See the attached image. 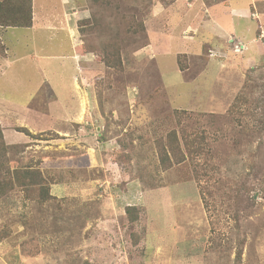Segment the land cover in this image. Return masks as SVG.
I'll return each mask as SVG.
<instances>
[{
    "label": "rangeland",
    "instance_id": "obj_1",
    "mask_svg": "<svg viewBox=\"0 0 264 264\" xmlns=\"http://www.w3.org/2000/svg\"><path fill=\"white\" fill-rule=\"evenodd\" d=\"M32 1L0 27V264H264V0L236 27L229 0Z\"/></svg>",
    "mask_w": 264,
    "mask_h": 264
},
{
    "label": "trees",
    "instance_id": "obj_2",
    "mask_svg": "<svg viewBox=\"0 0 264 264\" xmlns=\"http://www.w3.org/2000/svg\"><path fill=\"white\" fill-rule=\"evenodd\" d=\"M32 0H0V27L2 28H27L31 27L33 22H32ZM119 37V34L117 30L113 34L115 37ZM178 35V33L174 34ZM1 39V36H0ZM3 44V42H2ZM3 51V55L7 54V49L5 51V47L3 45L1 46ZM103 59L107 67H111L114 69H122L123 61L121 58L120 54V47L118 44L114 45H109V44H104L103 45ZM179 67L182 70H185V64L181 61H179ZM174 75V74H173ZM172 75V76H173ZM161 78L164 75H160ZM242 95L236 94V98L234 99L233 103L231 104L230 107L232 112H238L239 115H242V113L235 108V106L240 105L239 103L245 102L247 98L241 97ZM257 102V101H256ZM241 103V104H242ZM259 103V102H257ZM177 112V110H176ZM27 131V130H25ZM250 133V132H249ZM100 136L101 133H99ZM185 135V134H184ZM168 137V143H163L162 141L160 142V158H161V163L165 165L166 168L173 167L175 164H180L185 160V157L182 153L181 150V145L179 143V140L177 138L176 131H172L169 133ZM102 138V137H101ZM204 140V139H202ZM185 141V147L190 149L191 153H196L199 154L200 151L202 150L201 148V143L198 140H191V139H184ZM0 148H2L4 151L7 149L4 143L0 142ZM183 155V156H182ZM20 170L16 173L18 174ZM125 174L127 173L124 170ZM39 171L35 169H30V168H22L21 170V175H20V180H19V185L22 187L25 186H30V185H36L40 183V180L37 179ZM201 176L197 175L198 181L200 180ZM125 179V177H124ZM123 179V180H124ZM119 181H122L121 179ZM119 187L122 186V183H116ZM41 185V184H40ZM42 186V185H41ZM41 191H39V195L42 197V201L45 199H49V192L46 190L44 186H42ZM4 191V183H0V195L3 194ZM43 191V192H42ZM39 202L40 199L38 198ZM127 218L130 222L135 223V221H139L140 218V207L137 206L136 204H131V205H126L125 208ZM238 218V217H236ZM242 252H239V259L241 260Z\"/></svg>",
    "mask_w": 264,
    "mask_h": 264
},
{
    "label": "crops",
    "instance_id": "obj_3",
    "mask_svg": "<svg viewBox=\"0 0 264 264\" xmlns=\"http://www.w3.org/2000/svg\"><path fill=\"white\" fill-rule=\"evenodd\" d=\"M235 1L236 0H234V2ZM240 3L241 2H238V1L236 3H233L232 0H229V3H228V1H227V4H225V2H224V5H223L226 8L225 9L226 10V13L229 14L230 15V18H231L230 20L227 19V18H225L226 19V22L231 21L233 23V27L239 26L238 24L242 20H244V21H246V20L255 21V19H253V14L254 13H252L251 11H248L249 10L248 7L245 8ZM213 4H217V3H213ZM249 6H250V4H249ZM163 7L164 6L161 4V2H159V4H156V6H155L156 9L158 8L160 10H162ZM160 10H157V11H160ZM215 13H217V12H215ZM179 16H181V15H179ZM221 18H224V17L221 16ZM65 20H66V16H65ZM236 20H238V23H235ZM178 34H180V33H178ZM175 37H178V35H175ZM248 42H251V41H248ZM172 77H174V76H172ZM180 77H182V75ZM50 88H51V86H50ZM51 90H52V93L55 92L53 90V88Z\"/></svg>",
    "mask_w": 264,
    "mask_h": 264
},
{
    "label": "clouds",
    "instance_id": "obj_4",
    "mask_svg": "<svg viewBox=\"0 0 264 264\" xmlns=\"http://www.w3.org/2000/svg\"><path fill=\"white\" fill-rule=\"evenodd\" d=\"M263 36H264V35H261V36H259L258 38H259V39H260V38H263ZM244 47H245V46H244Z\"/></svg>",
    "mask_w": 264,
    "mask_h": 264
}]
</instances>
